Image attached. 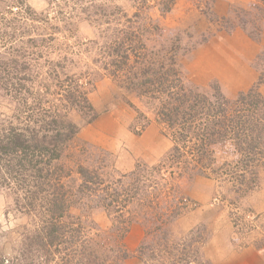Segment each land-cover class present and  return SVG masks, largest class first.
Instances as JSON below:
<instances>
[{"label":"rangeland","instance_id":"1","mask_svg":"<svg viewBox=\"0 0 264 264\" xmlns=\"http://www.w3.org/2000/svg\"><path fill=\"white\" fill-rule=\"evenodd\" d=\"M163 74L173 85L167 94L187 88L214 108L197 105L194 120H185V108L170 129L158 93L137 96L149 88L143 81ZM233 116L246 122L238 139ZM183 123L229 132L198 171L189 167V180L177 175L186 173L174 158L184 151L171 140ZM195 131L187 147L204 139ZM17 138L28 146L25 167L9 162L6 146ZM41 142L63 143L58 161H40ZM117 181L130 185L129 196H151L127 206L133 220L124 241L113 229L115 210L101 205ZM176 187L180 200L166 223ZM63 191L69 209L54 221L63 234L41 249L47 208ZM262 206L264 0H0V261L218 264L213 255L250 248L264 264Z\"/></svg>","mask_w":264,"mask_h":264},{"label":"trees","instance_id":"2","mask_svg":"<svg viewBox=\"0 0 264 264\" xmlns=\"http://www.w3.org/2000/svg\"><path fill=\"white\" fill-rule=\"evenodd\" d=\"M122 47V46H121ZM123 59H129V56H126L123 54ZM165 74H163L162 76L156 78V79H149V80H145L143 81L144 84L148 85L149 88H146V90L142 91V92H137V96L138 97H142L147 95L149 92H152V95H156V93H158L156 99L158 100V103L160 105V107H162V109L160 111H158L160 114V116H164V118L161 119L162 123H166L167 126L170 127V125L167 123V121L173 117H177L178 115H180L181 111L185 108L189 109V112L187 114V118L185 120H194L197 119L196 116H192L190 114L191 111H195V107H197V105H199L201 108L207 109L208 108H214L213 103L212 106L211 104H209L207 102V100L204 98V100L202 99V97L197 96V94H191L190 96L187 94L188 93V89L187 88H180L178 91L176 92H171L170 94H167L168 91L172 88L173 85H171V82H168L167 77L168 75L164 76ZM137 80H139V78H136ZM134 76L133 77H126V81L128 83L129 86L134 84ZM141 81V80H140ZM156 87V88H155ZM164 87V88H163ZM168 87L170 89H168ZM75 89L78 90V88H84L83 85H78V88L74 87ZM133 89V88H132ZM131 89V90H132ZM136 91V88H135ZM167 92V93H166ZM76 92H72L70 95L72 97H76L75 94ZM78 93V92H77ZM161 93V94H159ZM200 97L202 99L201 102H197V98ZM76 99V98H74ZM81 99H83L85 101V96L83 94H81ZM182 99V102H181ZM199 99V98H198ZM219 109L218 111L222 112L223 114L226 113L225 109H226V105H227V101H221L219 102ZM156 108V107H155ZM158 109V107H157ZM166 110L169 111V116H165L166 115ZM89 111V110H88ZM210 113V111L208 112V114ZM233 119H231V121L234 123V125L231 126V129H236L235 134L233 133V135L235 136V139H238L240 137V134H238L239 131H242V127H245L246 122H240V120L236 121V116L232 117ZM243 118V116H240L239 119ZM203 122H201V124H205V125H213L212 121L207 120L208 117H203ZM189 123V122H188ZM172 129H174L173 124H171ZM62 127H65L64 125L62 126H56V130L57 128L60 129ZM71 131H74L75 128L73 125H69L67 126ZM170 127V129H171ZM195 127L196 130H199L200 133L199 135H201L202 137L204 136V139H200V142L197 144H195L193 147H187L186 144L193 141V138L195 137V140H197V133H195ZM219 130V129H218ZM220 131V130H219ZM235 131V130H234ZM227 132V131H226ZM226 132H216L215 129H211L208 133L205 132V128H197V126L193 127L191 125H187V123H183L182 125L178 126L173 133L171 134V140L173 142V151L175 152H179V149H183V153L178 154L177 157L175 158V163L177 166V169L179 171L182 172H186V173H177L178 177L180 178H184L187 179V176H185L184 174H189L192 173L187 172L189 171L191 168L197 166L198 163H201L203 158L208 157L210 154V150L212 147L216 146V143H219L221 141H223V138H225L228 133L226 134ZM194 133V135H193ZM196 135V136H195ZM233 136V137H234ZM18 139V138H17ZM10 142H12V139H9ZM19 145V146H18ZM41 146L38 148V146H35L36 149H39V153H40V161L41 162H45L46 164H50L51 160L53 161H58L60 154H62V146L63 143H57V142H41L40 144ZM10 152H9V150ZM27 149L28 146H26V144H24L23 141L19 140H15V143H11L9 145L6 146V150L7 153L10 154L9 157V162H13L17 159V162H20L21 165H23L25 167V155L27 153ZM189 154V155H188ZM24 155V156H23ZM170 154H167L166 156L163 157V159L161 161H164L167 156ZM23 156V157H21ZM45 156H47L45 158ZM14 163V162H13ZM42 163H39V165H41ZM41 167V168H40ZM39 167V170H42V166ZM189 167H191L189 169ZM206 167V166H205ZM199 166H197V171H198ZM38 171V170H37ZM134 173H131V175H133ZM194 174H192V176H194ZM191 176V177H192ZM124 178L127 179L126 176H123ZM132 180V178H131ZM189 180V179H187ZM127 181H130V175L128 176ZM135 182V183H134ZM83 184L86 185V181H83ZM133 190L135 191V188L137 187L136 192L138 193V180H133ZM113 187V188H112ZM126 187H130V185H126L121 183V181H117L115 184H113L111 186V193H109V202L104 201L103 203H101V205H105L106 208H109L111 210H115V223L114 225V231L116 232V238H118L119 240H123L125 233L128 230V227L131 223V221L133 220V215L131 214L132 212H128L126 210L127 206L129 204H137V203H141V204H146L149 202H144L147 201L146 197H149L150 194L147 195V192L144 191V193H141V196H137V194H135L133 192L132 195L129 196L130 190H126ZM147 187V185H146ZM150 187V186H148ZM82 188H84L82 185L79 186V189L82 190ZM177 188V187H176ZM174 189L171 194L169 196L172 197V201L175 203L174 206H171V214L168 216H166V223L170 222V218L173 217L174 213H175V209L177 206V198L180 197L178 196V194L176 193L177 189ZM142 190V189H141ZM143 192V190H142ZM65 193L66 192H59L57 194H59V201H51V203H49V208H47V211L49 213V220L44 222V229H45V235L42 238H39L40 242H41V249H44L46 246H48V248L53 247V245L55 244L56 241L59 240V238L61 237V235L63 234V232H61L62 230V226L63 225H59L56 222L62 221V218H64L65 212L69 209L66 206H64V200H61L63 198H65ZM168 196V195H167ZM141 197V198H140ZM151 198V196H150ZM143 205H139L140 207H143ZM138 206H135L136 208H138ZM92 207H97V205H94ZM91 207V208H92ZM82 208L85 209V206L82 205ZM138 213H140V215H142L143 217L147 218L148 217V213L145 211L144 209L142 210H137ZM169 212V213H170ZM151 217V216H150ZM79 220V219H78ZM46 223V224H45ZM64 227V226H63ZM71 238H73L70 235ZM140 249V248H139ZM4 261V260H3ZM3 261H0V264H4ZM69 261V260H68Z\"/></svg>","mask_w":264,"mask_h":264},{"label":"crops","instance_id":"3","mask_svg":"<svg viewBox=\"0 0 264 264\" xmlns=\"http://www.w3.org/2000/svg\"><path fill=\"white\" fill-rule=\"evenodd\" d=\"M128 240H130V236H127L125 242L127 241L128 243ZM137 243L135 246L138 245ZM213 257L217 260L218 264H260L262 261L261 254L250 248L243 252L234 251L228 252L225 255L220 253L218 255H213Z\"/></svg>","mask_w":264,"mask_h":264}]
</instances>
